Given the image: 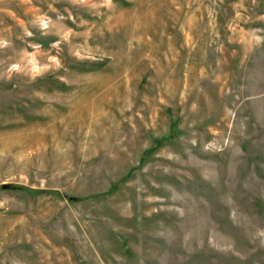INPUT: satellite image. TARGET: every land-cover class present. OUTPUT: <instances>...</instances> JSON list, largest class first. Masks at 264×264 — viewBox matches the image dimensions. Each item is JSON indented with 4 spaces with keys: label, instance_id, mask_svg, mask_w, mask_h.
I'll return each mask as SVG.
<instances>
[{
    "label": "rangeland",
    "instance_id": "374dc122",
    "mask_svg": "<svg viewBox=\"0 0 264 264\" xmlns=\"http://www.w3.org/2000/svg\"><path fill=\"white\" fill-rule=\"evenodd\" d=\"M0 264H264V0H0Z\"/></svg>",
    "mask_w": 264,
    "mask_h": 264
}]
</instances>
